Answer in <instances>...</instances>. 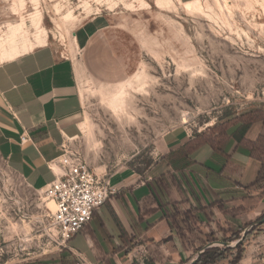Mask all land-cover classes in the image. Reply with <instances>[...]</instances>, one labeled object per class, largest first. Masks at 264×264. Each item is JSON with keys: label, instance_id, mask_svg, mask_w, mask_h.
Here are the masks:
<instances>
[{"label": "rangeland", "instance_id": "rangeland-1", "mask_svg": "<svg viewBox=\"0 0 264 264\" xmlns=\"http://www.w3.org/2000/svg\"><path fill=\"white\" fill-rule=\"evenodd\" d=\"M263 6L264 0H0V63L47 39L77 60L79 29L95 17L105 20L125 39L132 70L124 81L104 84L80 69L83 135L67 152L98 177L141 174L173 127L198 133L264 113ZM44 199L0 156V264H82L60 245ZM252 237L238 251L217 247L226 253L209 264H232L248 249L253 264H264ZM69 245L88 253L82 236ZM123 264L152 262L134 257Z\"/></svg>", "mask_w": 264, "mask_h": 264}, {"label": "crops", "instance_id": "crops-1", "mask_svg": "<svg viewBox=\"0 0 264 264\" xmlns=\"http://www.w3.org/2000/svg\"><path fill=\"white\" fill-rule=\"evenodd\" d=\"M101 19L86 22L75 35L77 60L47 39L0 63V156L34 191L54 181L53 165L83 135L80 69L104 84L124 81L132 70L125 39ZM237 127L228 128V140L217 150L201 137L212 128L167 130L146 171L106 177L112 194L65 249L82 264H123L134 257L185 264L207 244L255 226L246 236L256 235L252 240L264 261V113L240 142L233 137ZM80 236L88 253L69 245ZM250 253L238 264H253Z\"/></svg>", "mask_w": 264, "mask_h": 264}, {"label": "built area", "instance_id": "built-area-1", "mask_svg": "<svg viewBox=\"0 0 264 264\" xmlns=\"http://www.w3.org/2000/svg\"><path fill=\"white\" fill-rule=\"evenodd\" d=\"M26 141L21 138V142ZM51 170L55 179L44 188L43 197L53 204L51 227L60 245H66L89 224L93 213L105 204L113 190L106 177H98L84 160L67 150Z\"/></svg>", "mask_w": 264, "mask_h": 264}, {"label": "trees", "instance_id": "trees-1", "mask_svg": "<svg viewBox=\"0 0 264 264\" xmlns=\"http://www.w3.org/2000/svg\"><path fill=\"white\" fill-rule=\"evenodd\" d=\"M261 115V112L257 114H247L242 117L229 120L225 123L220 124L218 127H213L207 136L202 135V140H204V142L209 144L212 148L216 150L220 149L228 140V136L226 133L228 128H230L232 125H238L236 131L233 134V137L238 140V142H240V140H244V133L251 125V123L256 121ZM238 235V233L234 234L231 238L222 241L225 242L236 240L239 238ZM245 238L247 239L248 236H246ZM211 241H214V239ZM242 245L243 243H240L237 246L236 250L238 251L239 249H242ZM227 251L231 252V250ZM223 253H226V250H219V248L208 249L201 255V257L195 264H209L211 261L214 262L220 260ZM241 258L242 254L240 252V254L235 257V260L232 262V264H238Z\"/></svg>", "mask_w": 264, "mask_h": 264}, {"label": "water", "instance_id": "water-1", "mask_svg": "<svg viewBox=\"0 0 264 264\" xmlns=\"http://www.w3.org/2000/svg\"><path fill=\"white\" fill-rule=\"evenodd\" d=\"M261 222H259V224H261ZM255 226H250L248 227L246 230H244L239 238V240L234 241V242H212L210 244H207L205 247H203L201 250H199V252L196 253V255L187 263L185 264H195L198 259L201 257V255L208 249L210 248H217V247H223V248H236L241 242H243V240L245 239L247 233L254 228ZM166 264H173V263H166Z\"/></svg>", "mask_w": 264, "mask_h": 264}, {"label": "bare ground", "instance_id": "bare-ground-1", "mask_svg": "<svg viewBox=\"0 0 264 264\" xmlns=\"http://www.w3.org/2000/svg\"><path fill=\"white\" fill-rule=\"evenodd\" d=\"M263 12H264V6H263ZM84 92H85V90L82 88V87H80V96H84ZM122 103V101L120 100L119 101V103L118 104H121ZM123 103H124V101H123ZM39 193L43 196V190H41V191H39ZM45 200V199H44ZM46 201V200H45ZM47 207L53 212L54 211V207H53V204L52 203H50V202H47Z\"/></svg>", "mask_w": 264, "mask_h": 264}]
</instances>
